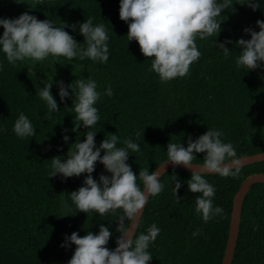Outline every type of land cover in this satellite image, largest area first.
<instances>
[{"label": "trees", "instance_id": "trees-1", "mask_svg": "<svg viewBox=\"0 0 264 264\" xmlns=\"http://www.w3.org/2000/svg\"><path fill=\"white\" fill-rule=\"evenodd\" d=\"M30 4L36 9L26 3L0 0V16L18 18L28 12L39 20L51 19L57 26L62 21L72 24L91 17L94 23L106 26L110 37L108 62L60 58L70 65L69 81L64 83L89 77L97 81L101 93L111 85L114 99L109 107L103 109L96 104L100 121L95 141L99 146L112 133L121 140L132 138L140 145V151L128 159L135 174L144 168L151 172L164 163L169 142L187 147L189 136L198 138L208 127L222 130L223 140L233 144L238 157L264 152V70L238 71L235 59L240 49L235 43L227 45L232 52L228 57L214 43L215 39L217 43L250 39L244 29L259 31L256 21H264V5L253 11L237 3L222 12L218 17L222 21L218 37L196 40L201 56L190 66L189 75L163 84L154 73L126 64L127 59L135 57L134 49L139 45L135 40L127 41L128 24L119 18L120 0H32ZM65 31L78 43L83 42L78 31ZM19 63L21 69L14 72L0 54V264H67L75 245L61 247L65 235L78 232L83 237L87 231L96 233L100 224L110 227L113 235L106 247L114 249L120 235L115 217L101 219L95 213H76L68 199L72 191L83 186L87 174L66 180L59 176L47 178L50 159L66 157L70 144L76 140L77 133L70 131L74 115L67 108L72 100L60 102L57 84L53 82L52 93L60 111L45 119V105L35 94L36 89L43 87V81L51 80L24 61ZM245 90L254 92L259 100L248 96ZM21 112L36 128L34 137L19 139L12 132ZM64 129H69V143L62 139ZM78 131L83 133L86 129L81 127ZM84 139L81 135L80 141ZM203 156L196 154L193 162L202 163ZM102 173L110 175L97 162L93 178L98 181ZM257 173H264V162L240 168L236 177L206 176L215 188L213 206L223 209L221 215L207 223L195 212V196L199 194L187 190L191 173L174 168L164 174L160 179L164 189L149 199L136 233L144 232L153 223L160 228L149 248L153 256L150 264H222L235 196L244 180ZM174 176L182 182L177 192L179 201L172 191ZM66 200L68 208L61 203ZM63 215L66 216L60 217ZM233 264H264L263 183L254 184L245 199Z\"/></svg>", "mask_w": 264, "mask_h": 264}, {"label": "clouds", "instance_id": "clouds-1", "mask_svg": "<svg viewBox=\"0 0 264 264\" xmlns=\"http://www.w3.org/2000/svg\"><path fill=\"white\" fill-rule=\"evenodd\" d=\"M14 2L26 3L31 9H36L27 0ZM237 3L255 11L264 5V0H120L119 18L128 24L127 41L138 42L141 53L151 59L148 71L154 73L160 83L167 84L189 75L190 66L201 56L196 40H207L212 36L217 38L222 31V21L218 17ZM256 26L258 32L251 27L244 29L250 39L214 41L215 47L224 57L232 53L228 44L235 43L240 49L235 59L238 71L264 70V21L257 20ZM0 27L3 28L0 54H3L9 65L31 60L41 66V62L50 57L56 63H60V58L68 61L74 58L80 61L87 59L98 64H105L109 60L108 30L103 23H94L91 17L72 24L62 21L57 26L51 19L39 20L24 12L18 18H0ZM66 28L78 31L84 38L83 42L78 43L65 31ZM42 83L43 87L36 89L35 95L45 105L44 118L49 120L60 109L52 93L53 79ZM56 84L60 102L72 100L71 107H66L74 115V126L70 131L77 133V136L75 142L70 144L66 157L50 159L47 178L59 176L66 180L87 174L83 186L69 194L71 206L75 207L76 213L84 212L87 216L93 213L101 219L114 216L117 220L116 232L120 233L116 247L112 250L106 246L113 233L104 224H100L98 232L87 231L83 237L78 232L65 235L60 246L68 248L70 244L75 245L67 264H150L153 256L149 248L160 233V228L153 223L138 235L132 230L137 216L149 199L164 189L158 172L160 167L151 172L147 168L140 169L138 175L135 174L128 159L131 154L140 151V145L130 137L121 140L117 133H112L97 146L96 125L100 115L96 104L102 95H113L111 85L106 86L101 93L97 81L89 77L77 78L69 84L57 81ZM81 127L86 131L80 133L78 130ZM68 131L64 129L62 133L64 143H69ZM12 132L17 138L25 139L34 137L36 128L29 117L21 112L14 121ZM81 135L85 137L83 142L80 141ZM223 137L222 130L208 127L198 138L189 136L187 147L183 143L169 142L166 162L162 165L171 162L173 166L183 165L188 169H192L194 164L197 166L199 170H193L186 183L188 191L199 194L195 196V212L205 223L223 212L221 207L213 206L215 188L205 177L211 174L236 177L242 163L233 144L225 142ZM118 144L122 146L118 147ZM198 153L204 154L203 162L199 164L193 162ZM97 162L103 165L105 172L110 173L100 174L98 181L92 175ZM174 181L172 191L179 201L177 192L182 182L175 176ZM61 203L64 208L70 207L67 200Z\"/></svg>", "mask_w": 264, "mask_h": 264}, {"label": "water", "instance_id": "water-1", "mask_svg": "<svg viewBox=\"0 0 264 264\" xmlns=\"http://www.w3.org/2000/svg\"><path fill=\"white\" fill-rule=\"evenodd\" d=\"M240 158L242 161L240 168H243V167H247V166L257 164V163L264 162V152L252 154V155H248V156H244ZM164 163H162L159 166L160 168L158 169V172L161 175L160 179L163 177L164 174H166L168 171L174 168H180L183 171L189 172V173H191L193 170H199L195 164L193 165L192 169H188V168H185L183 165L173 166L171 162H168L166 165L162 166ZM211 175H215V174H211ZM257 183L264 184V173L253 174L249 176L248 178H246L235 196L233 207H232V213H231L229 240H228L227 249H226V253H225L222 264H233V260H234V256H235V252H236V248L238 244L239 234H240L242 209L244 206V202L250 192L251 187ZM147 205L148 203L146 204L144 209L141 210V213L137 216L136 221L134 222V225H133V230H132L133 233L134 231L137 233Z\"/></svg>", "mask_w": 264, "mask_h": 264}, {"label": "rangeland", "instance_id": "rangeland-1", "mask_svg": "<svg viewBox=\"0 0 264 264\" xmlns=\"http://www.w3.org/2000/svg\"><path fill=\"white\" fill-rule=\"evenodd\" d=\"M32 0H30L31 2ZM28 3H30L29 1H27ZM1 18V16H0ZM3 30L2 27H0V35H2ZM3 56V54H1ZM134 55L135 57L132 59H127L126 60V64L128 66H135L144 70H148L151 66V59L150 58H146L140 51L139 46H137L134 49ZM4 59V58H3ZM78 59V58H76ZM6 60V59H4ZM87 60V59H85ZM90 61V60H89ZM7 62V61H6ZM26 64H28L32 69H34V71L36 73H38L39 75H44L45 77H47L48 79L52 80L53 82H57V81H69V67L70 65L63 63L64 61L60 59V63L64 64L61 65L60 63H56L55 60H53L51 57L48 58L47 60L41 62V66L39 64H37V62L31 61V60H27L24 61ZM113 63H115V61H112ZM8 64V63H7ZM9 65V64H8ZM10 68L12 69V71L14 72H18L21 67H20V63L17 62L15 65H9ZM246 94L254 99H258L257 95L252 92L251 90H245ZM114 99V97H108L106 95H102L101 99L97 102L100 106V108L103 109H107L109 107V103L112 102ZM264 102V99L262 100Z\"/></svg>", "mask_w": 264, "mask_h": 264}]
</instances>
